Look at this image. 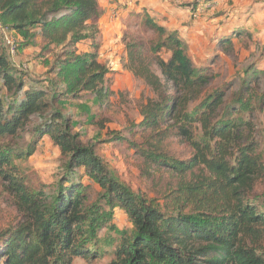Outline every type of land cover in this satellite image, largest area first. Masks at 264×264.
<instances>
[{"label":"trees","instance_id":"trees-1","mask_svg":"<svg viewBox=\"0 0 264 264\" xmlns=\"http://www.w3.org/2000/svg\"><path fill=\"white\" fill-rule=\"evenodd\" d=\"M102 15L99 0H0L3 24L24 45L39 40L41 53L52 56L45 78H35L12 63L0 41V179L23 215L17 228L2 233L0 260L73 264L76 258L93 259L99 231L107 228L121 234L112 264H264V199L259 202L255 191L264 180L255 133V115L264 113V44L257 41L230 81L210 89V67L196 65L178 32L149 14L145 24L158 41H125L123 69L155 94L142 104L137 124L151 141L144 155L182 177L160 204L121 181L96 146L75 131L73 114L63 107L69 97L102 102L113 94L110 69L94 36ZM242 34L252 39L250 32L236 30L218 43L236 65L233 38ZM88 37L93 50L81 53L78 44ZM188 93L195 101L192 109L181 105ZM169 133L191 145L190 158L158 151ZM45 136L61 150L62 175L35 188L13 159L33 155ZM85 176L101 188L96 200ZM117 208L128 215L132 230L116 228Z\"/></svg>","mask_w":264,"mask_h":264},{"label":"rangeland","instance_id":"rangeland-1","mask_svg":"<svg viewBox=\"0 0 264 264\" xmlns=\"http://www.w3.org/2000/svg\"><path fill=\"white\" fill-rule=\"evenodd\" d=\"M257 1L264 5V0ZM99 3L103 8V15L99 19L98 31L94 36L101 42V60L110 69L108 84L113 94L102 102L86 95L81 99L69 97L64 101L63 107L72 112L75 131L81 133L85 143L96 146L105 163L121 181L134 191L164 204L177 185L182 183V177L167 166H159L152 162L144 155L152 148L149 145L151 141L144 139L142 133L138 131L137 124L141 120L142 104L155 94L143 80L135 78L132 73L123 69L125 41L132 38L142 40L146 44L158 41L157 34L145 24V13L160 23L161 21L167 23L170 30L179 32L181 29L179 26H189L187 31L182 32L183 35L192 37L191 44L188 45L189 54L195 64L202 63L203 67H210L214 79L209 88L213 89L230 81L234 72L242 68V59L255 46L254 41L248 38L237 40L239 63L236 65L217 48L218 40L215 39L217 27L223 24L224 18L238 14L244 25L253 31L254 39L261 38L264 41V15L258 14L260 10L251 0H220L214 4L207 0H99ZM178 7L180 9H177ZM185 7L190 8L192 20L195 21L191 22V25L187 16L180 13ZM194 23H198L199 26ZM11 34L18 44L14 58L10 57L7 51L12 63L28 70L33 77L44 79L52 60L51 54L41 53L42 44L39 40L24 45L20 35L15 32ZM91 41L92 38L88 37L78 44L81 53L93 50ZM168 55L169 53L162 50L164 58ZM154 69L164 80L160 67L155 65ZM181 105L186 109L194 108L193 95L190 93L183 95ZM244 115L247 117L248 113ZM255 126L256 137L262 145L259 153L264 161V113L255 115ZM168 135L162 149L158 148V151L183 160L193 155L194 150L187 141L175 133ZM200 135L201 130L198 127L195 136L199 139ZM13 160L26 181L35 188L54 184L62 175L61 150L49 136H45L39 142L33 155L15 157ZM83 182L90 186L91 200H96L101 191L100 186L88 176L83 177ZM255 191L258 195L257 200L263 201L264 180L258 181ZM115 212L113 223L116 228L119 231L132 230L128 215L119 208ZM22 218L23 215L14 198L5 190V184L0 179V244L2 233L17 228ZM111 237L115 238V241L110 239ZM120 239L121 234L116 230L110 233L107 228L101 229L99 243L95 246L96 250L99 249L98 256L93 259L76 258L73 264H112L114 250ZM0 264H4V261L0 260Z\"/></svg>","mask_w":264,"mask_h":264},{"label":"crops","instance_id":"crops-1","mask_svg":"<svg viewBox=\"0 0 264 264\" xmlns=\"http://www.w3.org/2000/svg\"><path fill=\"white\" fill-rule=\"evenodd\" d=\"M218 1H220V0H208V2L209 3H212V4H214L215 2H218ZM242 1V0H241ZM253 3L255 2V4H254V6L255 7H258L257 9H259L260 10V12L258 11V14H263L264 15V5H263V3H261V2H258L257 0L255 1V0H251ZM241 3V2H240ZM211 4V5H212ZM177 9H180V7H178ZM176 10V9H175ZM182 12H180V13H182V14H185L186 16H187V20H188V22H189V24L191 25V22H195V21H193L192 20V16H191V12H190V8L189 7H185V8H183V10H181ZM147 12H148V10H147ZM164 15H168V14H164ZM227 17V16H226ZM179 18H181V16L179 17ZM157 22H158V20H156ZM223 22V24L222 25H220V26H218L217 27V29L215 30V33H216V37H215V39H217L218 40V43H219V41L222 39V38H224L225 36H229V35H232V33L234 32V31H236V30H244L245 32H250L251 34H252V39H250V37L248 36V34H242V35H240V37L239 38H233V41L235 42V45L237 44V40H242V39H244V38H248V39H250V41H254V43H255V45H256V43H257V41H260V42H262L263 44H264V41H262L261 40V38H257V39H254V35H253V31L251 30V28H249L247 25H244V22L241 20V17H240V15H238V14H231V15H229L227 18H224L223 20H222ZM159 24H161V25H163V26H168V24L167 23H164L163 21H161V23L160 22H158ZM194 24H196V23H194ZM196 25H198V23L196 24ZM199 26V25H198ZM179 27H181V29H179L180 31L178 32V34H179V37L184 41V43L187 45V47H188V45L189 44H191V42H190V38L192 39V37H189L188 35L187 36H185V35H183L182 34V32L183 31H187L188 30V27L186 26V25H184V26H179ZM178 27V28H179ZM168 28V27H167ZM178 28H176V29H178ZM169 29V28H168ZM184 29H186V30H184ZM174 31H176V30H174ZM11 33H14L13 31H11ZM184 33V32H183ZM214 33V34H215ZM185 37V38H184ZM0 41H2V38L0 37ZM218 43H217V48H219L218 47ZM236 47V52H237V54H238V51H237V45L235 46ZM220 49V48H219ZM255 50V46L253 47V49L249 52V54L245 57V58H247L249 55H250V53L251 52H253ZM188 53H189V48H188ZM225 54V53H224ZM190 55V54H189ZM226 55V54H225ZM228 58H230L228 55H226ZM238 56H239V54H238ZM191 57V56H190ZM206 57H208V55H206ZM245 58H243L242 60H244ZM231 59V58H230ZM193 60V59H192ZM195 63V62H194ZM202 63H199V64H196V65H199V66H202L201 65ZM264 64V63H263ZM19 67V66H18Z\"/></svg>","mask_w":264,"mask_h":264},{"label":"built area","instance_id":"built-area-1","mask_svg":"<svg viewBox=\"0 0 264 264\" xmlns=\"http://www.w3.org/2000/svg\"><path fill=\"white\" fill-rule=\"evenodd\" d=\"M0 32H1L2 42L6 46L10 57L14 58L18 44L16 40L13 38V35L10 33L11 31L9 30V28L3 24L1 19H0Z\"/></svg>","mask_w":264,"mask_h":264}]
</instances>
